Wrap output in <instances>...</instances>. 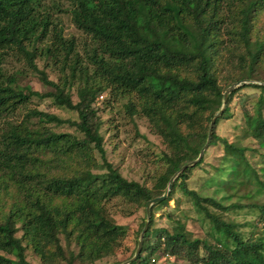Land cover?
Instances as JSON below:
<instances>
[{"label":"trees","instance_id":"16d2710c","mask_svg":"<svg viewBox=\"0 0 264 264\" xmlns=\"http://www.w3.org/2000/svg\"><path fill=\"white\" fill-rule=\"evenodd\" d=\"M262 13L264 0H0V264H33L29 255L39 264L129 259L137 241L128 243L132 229L114 214L141 213L140 234L147 201L198 156L226 88L255 79ZM235 53L241 74L228 72ZM35 79L53 90L32 89ZM245 87L261 95L252 111L241 107L229 140L218 126ZM263 92L264 84H243L229 93L200 160L151 205L128 264H264ZM114 108L135 137L147 142L137 128L146 118L164 144L156 152L147 142L150 185L107 158L101 113ZM214 146L218 163L205 162ZM197 168L205 175L195 187ZM164 207L169 226L154 227Z\"/></svg>","mask_w":264,"mask_h":264},{"label":"rangeland","instance_id":"374dc122","mask_svg":"<svg viewBox=\"0 0 264 264\" xmlns=\"http://www.w3.org/2000/svg\"><path fill=\"white\" fill-rule=\"evenodd\" d=\"M256 31L260 34L262 38L264 37V13L260 14L255 22L254 32ZM243 67L244 59L238 56L237 53H235L234 56H230V66H228V72L230 71L234 74H241ZM257 68V73L254 74L255 79L250 80L264 82V55L261 56V59L257 64ZM29 84L32 89L38 90L40 92H48L53 90V88L51 87L41 85L36 79L30 81ZM260 95V89L254 87H245L239 90L236 97L234 98V105L231 108V111L233 113L232 115H226V117L221 120L218 126V133L220 135L226 136L229 140H232L234 138L235 133L233 130V125L237 122L238 117L241 114V107H248L250 111H252L254 102L257 101ZM262 96H264V92L262 93ZM48 102L49 101L47 99H34L33 106L39 107L41 109H46ZM56 111L64 117H73V115L66 110L57 109ZM101 117L104 121H106L105 126H107L108 128L110 126V131L104 133V136L106 138L104 146L107 151L108 160L113 164L117 165L120 173L125 178L129 180L133 179L139 182H145L146 184L150 185V180L147 179V177L149 175L151 176V174L154 173V170L156 168L154 163L155 156L153 154L152 149L158 152V150L164 148V144L161 138L151 130L149 122L146 118L137 119V128L140 133L145 135L146 141L152 143V149L148 148L147 142L142 141L141 139L134 136V131L131 122H129V120L126 119L125 116L122 115V113L117 112L115 108L109 109V111L101 113ZM64 129L67 130V128ZM219 154L220 150L216 146L208 148L205 162H212L213 164L218 163V160L215 157ZM204 175L205 174L201 169H195L191 185L195 187L200 185L203 182L202 180H204L202 179V176ZM260 199L264 200V195ZM170 204L173 206L175 202L171 200ZM188 205L189 204L187 202H184L182 207L189 208ZM167 209L168 208L164 207L155 211L153 225L154 227L169 226V221L166 216ZM176 212L179 213L178 211ZM140 214L141 213L139 212H132L127 215L125 214V212H118L114 214V217L117 219L118 223H127L130 225L132 229V235L130 237L131 240L130 242H128L130 245H133L134 242L136 245V241L138 243L140 234L136 236V234L134 233V229H136L138 226V222L141 216ZM188 229L191 230L193 233L202 232V228L200 226H189ZM29 259L33 264H39V260L37 257L29 255ZM115 259L116 257L114 255H110L104 257L103 259L95 261V263L93 264H115ZM159 259L161 262L164 261L162 257H159ZM179 260V262L186 263L184 259ZM169 261L174 262L175 260L173 257H171Z\"/></svg>","mask_w":264,"mask_h":264},{"label":"water","instance_id":"95a60500","mask_svg":"<svg viewBox=\"0 0 264 264\" xmlns=\"http://www.w3.org/2000/svg\"><path fill=\"white\" fill-rule=\"evenodd\" d=\"M243 84H264L263 81H255V80H250V79H242V80H239V81H236L234 83H232L231 85H229L226 90L224 91L223 93V97H222V104H221V107L220 109L213 115V117L211 118V121H210V124H209V128H208V133H207V139H206V142L204 143V145L202 146V148L200 149L199 151V154L198 156L192 160V161H189L185 164H183L171 177L170 179L168 180L167 182V187L164 191V193L160 196H157V197H154L150 200L147 201L146 203V206H145V214H146V217H145V223H144V226H143V229L140 233V236H139V239H138V243H137V247L134 251V254L127 260L121 262L120 264H128L130 263L132 260H134L136 258V256L138 255V253L140 252V249H141V246H142V242H143V237H144V233L147 229V226H148V223H149V220H150V207L153 203L155 202H159L161 201L162 199H164L165 197H167V195L169 194L170 190H171V187H172V183H173V180L178 176V174L187 166H191L193 164H195L197 161L200 160L203 152H204V149L207 147L209 141H210V136H211V133H212V129H213V125L215 123V120L222 114L223 110L225 109V106H226V103H227V98H228V95L229 93L234 90L235 88H237L238 86L240 85H243Z\"/></svg>","mask_w":264,"mask_h":264}]
</instances>
